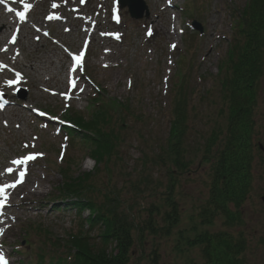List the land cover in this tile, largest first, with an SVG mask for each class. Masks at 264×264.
I'll return each mask as SVG.
<instances>
[{
  "label": "rangeland",
  "instance_id": "374dc122",
  "mask_svg": "<svg viewBox=\"0 0 264 264\" xmlns=\"http://www.w3.org/2000/svg\"><path fill=\"white\" fill-rule=\"evenodd\" d=\"M2 1L25 12L28 21L21 22L0 3V16L8 18L6 22L17 29L19 38L16 43L0 44V61L7 67L0 66V70L6 71L4 76L0 73V95L9 106L11 102L25 106H16L12 113L15 124L5 125L1 120L0 184L1 179L6 183L17 182V171L21 168H14V160L29 155H35L36 159L30 160L31 166L25 169L26 182L18 185L17 216H8L12 224L6 235L8 246L0 250L12 253L15 264H52L50 255L43 251L53 250L51 254L55 257L64 252L52 249L49 238L65 240L71 231L80 228L81 221L76 209L67 207L53 212L49 204L53 198L57 199L63 172L70 166L72 171L68 173L75 177L94 174L90 182L96 193L121 191L124 199L128 191L123 186L128 187L129 180L136 183L141 176L147 179L150 174L156 196H148L146 203L163 202L169 179L166 171L176 169L170 162L166 166L160 162L154 165L152 157L155 160L162 147H167L176 96L184 91L190 99L189 135L184 143L185 162L190 166L185 174L176 175L181 185L174 199L179 202L181 222L171 237L148 236L143 256L137 244L130 264H155L153 251L159 253L156 264L202 263V248L188 244L195 236L194 227L199 232L228 231L236 237L242 232L247 238V264H264L262 161L256 162L253 190L242 207V226L225 227L219 218L213 226H203L199 217L209 198V165L202 164L206 144L219 122L227 121L219 116L220 67L230 50L236 14L247 0H176V8H170L168 15L162 10L166 0H144L150 16L142 20L131 18L128 8L121 9L116 0ZM29 4L31 8L26 7ZM193 21L202 25V34L194 30ZM162 27L174 34H164ZM81 53L83 62L77 75L85 90L77 94L71 89L73 81L68 71L72 55ZM15 61L20 65L14 66ZM30 65L37 70L30 69ZM23 71L28 75L25 83ZM18 79L21 80L18 86L8 84L9 80ZM96 98L109 106L113 121L125 122L124 127L122 122L116 124L118 127L113 123L116 130L119 128L120 138L115 156L106 161L107 169L103 165L100 173L95 172L93 146L62 127L71 112H80L88 119L95 107L91 102ZM256 105V141L264 144V78ZM9 106L0 103L3 110ZM121 106L129 109L124 111ZM40 110L46 115H39ZM145 154L151 158L148 160L151 171L144 170ZM9 168L14 171L8 173ZM34 182L39 194L28 193ZM26 198L30 202L22 207ZM62 204L60 201L59 205ZM3 212L2 209L0 214ZM6 259L11 261L9 257Z\"/></svg>",
  "mask_w": 264,
  "mask_h": 264
},
{
  "label": "trees",
  "instance_id": "16d2710c",
  "mask_svg": "<svg viewBox=\"0 0 264 264\" xmlns=\"http://www.w3.org/2000/svg\"><path fill=\"white\" fill-rule=\"evenodd\" d=\"M220 75L219 116L227 121L219 122L206 144L202 164L209 165V198L199 217L203 226H213L219 218L225 227L230 228L243 224L241 206L252 190L255 159L253 119L264 78V0H247L239 13L230 50L221 63ZM189 102L184 91L177 93L168 148L162 147L155 160L152 157V164L159 165L160 162L166 166L170 162L176 169L168 168L166 171L169 179L163 202L146 203L148 196H156L150 174L147 179L141 176L136 183L129 180V186H123L128 191L124 199L121 191L96 193L90 182L94 174L75 177V174L68 173L71 172L70 167L63 172V182L57 188L59 197L71 202L68 205L77 210L81 224L65 240L49 238L52 249L64 251L52 264H130L137 244L144 255L148 236H172L174 228L181 222L179 202L174 199L181 185L176 175L185 174L190 166L185 162L187 148L184 147L189 135ZM92 105L95 107L88 119L81 113H70L68 119L76 127L70 131L93 146L91 155L96 162L95 172L100 173L103 165L107 169L106 161L112 158L117 148L120 133L119 128H115L118 127L116 124L122 122L124 127L125 122L113 121L109 106L100 98ZM121 107L124 111L129 109ZM149 159L145 154V171L150 170ZM58 206H55L57 211L61 209ZM86 212L89 215L84 218ZM192 231L195 236L188 240V244L202 248L204 261L199 264H247V241L242 234L235 237L228 231L199 232L198 227ZM152 256L156 264L158 251H153Z\"/></svg>",
  "mask_w": 264,
  "mask_h": 264
},
{
  "label": "bare ground",
  "instance_id": "6f19581e",
  "mask_svg": "<svg viewBox=\"0 0 264 264\" xmlns=\"http://www.w3.org/2000/svg\"><path fill=\"white\" fill-rule=\"evenodd\" d=\"M174 5H175L174 1L166 0L165 1V6L162 7V10L168 15L170 8L172 6H174ZM7 19L8 18H5L3 16H0V26L3 27V29L0 30V44L6 43L8 41L11 42V43H16L17 40H19V38L17 37V31H16V29L14 28L13 25H11L8 22H6ZM162 29H163V27H162ZM164 34L172 35V34H174V32H173V30L165 29L164 30ZM13 38H14L15 42H13ZM30 47H34V46L33 45H30ZM5 50L6 49L4 47L3 48V51H5ZM13 52H12L11 58H13ZM16 64L17 65H20L19 62L15 61L14 66H16ZM34 67H35V65L34 66L33 65H30L29 66V68L32 69V70H33ZM5 69H7V68L5 67ZM34 69L37 70L36 68H34ZM74 71H75L74 68H71V69L69 68V71H68L69 72L68 76L73 81V86H72L71 89L72 90L75 89L76 92H77V94H81V93L84 92L85 87L83 86V84H80V79L78 78V76L71 75L72 73H74ZM0 73H2V76H4V74H6V71L0 70ZM2 76L0 75L1 78H2ZM27 77H28V75L26 74L25 71H23L22 72V78H23V82L24 83L26 82ZM20 83H21V81L19 82V84ZM10 104H11V106L8 107L7 110H3L2 108H0V124H1V120L4 121V124L5 125H7L8 122H11L12 125L15 124L16 122L13 121V118H12L13 115H12V113L16 111V106L25 107L23 104H21L19 102H15V103L14 102H11ZM15 120L18 121L16 118H15ZM16 166H23L24 169H27V168H29L31 166V164L28 161L27 164H24V165H16ZM23 173H25V172H23ZM19 175L20 174L18 173L17 177H19ZM19 180H20V177L17 180L16 187H14V188H8L7 189L9 203H7V206L4 207V208H6L7 212L4 211V213H1L0 214V228L6 227L7 232L11 229V226H12L10 224V221L7 218V214H8V212H12L14 215H16V212H15V209H14V205H16V203H15V197H17V195H18V191H17L18 190V185H22L26 181L25 177H23V181L22 182H18ZM11 183L12 182H7L6 183V182H4L3 179H1L0 186L6 185V184H11ZM28 193L29 194H39L40 193L39 190L36 187V183L35 182L34 183H31L30 187L28 188ZM28 199L29 198H26L25 201L21 203V206H25V205L29 204L30 200H28ZM0 254H2V253L0 252ZM9 264H11V262H9Z\"/></svg>",
  "mask_w": 264,
  "mask_h": 264
},
{
  "label": "snow or ice",
  "instance_id": "6c2138e0",
  "mask_svg": "<svg viewBox=\"0 0 264 264\" xmlns=\"http://www.w3.org/2000/svg\"><path fill=\"white\" fill-rule=\"evenodd\" d=\"M26 7L28 8H31L32 5H26ZM53 7H58V5L56 4H53ZM11 10V9H9ZM19 17L23 20V19H26V13L24 12H19L18 13ZM50 19L52 17H49ZM119 19V17H117V20ZM151 34V33H149ZM117 38H119V36H117ZM13 42H15L14 38H13ZM173 48L176 47V45H172ZM78 64H82V61H83V53L79 54V55H74L73 57ZM17 77H20V74L17 73L16 74ZM16 81H8V84L11 86L12 84H14ZM36 159V156L35 155H29L27 157H24L22 159H19V160H14L13 161V164H16V165H24V164H27L28 161L30 160H34ZM7 171L9 173H11L13 171V169L9 168L7 169ZM23 176H24V173L21 172L20 174V180L18 182H22L23 181ZM16 183L17 182H14V183H11V184H6V185H2L0 186V209H3L4 207L7 206V202H8V193H7V189L8 188H14L16 187ZM3 235V229H0V236ZM0 264H9V260L5 258V256L3 254H0Z\"/></svg>",
  "mask_w": 264,
  "mask_h": 264
},
{
  "label": "water",
  "instance_id": "95a60500",
  "mask_svg": "<svg viewBox=\"0 0 264 264\" xmlns=\"http://www.w3.org/2000/svg\"><path fill=\"white\" fill-rule=\"evenodd\" d=\"M121 7H129L130 13L135 19L144 18L145 12L146 16L149 17V9L143 0H119ZM197 30L202 31L201 26L198 23H194Z\"/></svg>",
  "mask_w": 264,
  "mask_h": 264
},
{
  "label": "flooded vegetation",
  "instance_id": "af4514ba",
  "mask_svg": "<svg viewBox=\"0 0 264 264\" xmlns=\"http://www.w3.org/2000/svg\"><path fill=\"white\" fill-rule=\"evenodd\" d=\"M262 200H263V202H264V196L262 197Z\"/></svg>",
  "mask_w": 264,
  "mask_h": 264
}]
</instances>
